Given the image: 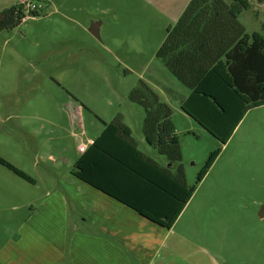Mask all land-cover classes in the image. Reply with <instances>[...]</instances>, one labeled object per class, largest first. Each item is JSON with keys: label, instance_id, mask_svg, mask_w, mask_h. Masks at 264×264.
<instances>
[{"label": "rangeland", "instance_id": "1", "mask_svg": "<svg viewBox=\"0 0 264 264\" xmlns=\"http://www.w3.org/2000/svg\"><path fill=\"white\" fill-rule=\"evenodd\" d=\"M23 1L0 0V11ZM52 1L40 0L43 8L40 17H28L19 26L2 31L0 35V44L8 40L0 52V157L32 179H49L48 184L33 187L0 165V264H3L5 241L31 209L29 201L40 197L44 187H50L54 178L71 169L60 163L35 160L34 138L20 129L37 130L41 124L45 129L65 125L71 113L68 91L86 107L83 110L85 132H95L100 126L95 114L109 119L117 110L128 114L127 121L135 138L140 139L145 113L128 99L139 81L146 83L173 111L175 133L181 140L184 157L182 167L189 185H195L199 169L209 153L213 149L220 150L214 170L193 196L176 225V231L198 246L202 264H264V217H261L264 213V106L249 110L228 142L222 145L217 141L213 143L215 141L210 139V135L197 129L196 123L181 111L180 100L168 94L166 88L181 95L187 94L188 90L177 83L179 92L176 87L165 85L163 77L156 79L158 72L152 65H113L107 69L97 58L86 55L83 57L92 58L89 64L86 63L82 69L78 67L71 78L64 80L58 76L61 72L52 70L49 55L54 37L51 34V9L47 2ZM249 2L252 7L241 14L240 22L247 33L264 35V6L259 0ZM67 33L64 32V37ZM36 36L41 37L40 46L45 53L37 73L28 64L37 58ZM162 70L170 76L164 67ZM55 81H60L62 86ZM157 81L162 82L158 86L161 92L156 88ZM11 91L14 104L7 105L6 96ZM27 97L29 103L35 99L39 112L49 123L23 117L9 118V115L22 114L27 110ZM108 101H111V106ZM192 129L200 138L192 134L187 136ZM141 149L147 153L151 151L145 145H141ZM156 156L162 165H167L164 157Z\"/></svg>", "mask_w": 264, "mask_h": 264}, {"label": "crops", "instance_id": "2", "mask_svg": "<svg viewBox=\"0 0 264 264\" xmlns=\"http://www.w3.org/2000/svg\"><path fill=\"white\" fill-rule=\"evenodd\" d=\"M190 1L53 0L47 2L48 8L51 9V34L54 37L49 51L52 70L61 72L58 76L68 80L73 76L74 70L78 67L82 69L86 63L89 64L92 58H84L83 56L86 55L97 58L107 69L112 68L113 65L126 67L152 65L158 72L156 79L158 76L163 77L165 85L174 86L177 91L181 92L177 86V83H180L156 57V54L166 38L167 29L177 23ZM259 1L264 6V2ZM228 2L227 4H230L231 0ZM249 3L251 8L252 4ZM241 14L238 21L243 26L240 22ZM65 31H68L67 37H64ZM245 33L248 35L256 33L264 39V35L258 32L249 34L245 29ZM39 39L41 37L36 36L37 58L28 62L36 73L45 54ZM7 42L8 40H5L0 44V52H3ZM163 67L170 73V76L162 72ZM55 82L60 84V81ZM157 82L156 88L159 89L158 86L162 82ZM39 86L37 85L38 88ZM11 87H14V84ZM187 90V94L181 95V93L166 88L168 94L180 100V108L190 95V90ZM67 94L70 99L68 102L71 113L68 114L65 125L56 128L51 123L53 126L50 129H45L42 124L37 130L20 129L22 133L34 138L35 160H48L53 164L60 163L71 169H68L63 176L54 178L50 187H44L40 192V197L29 201L32 204L31 209L24 215L13 235L4 243L3 264H202V261H199L201 253H198V246L178 233L176 225L190 205L195 193L208 181L218 157L196 186L193 195L172 227L170 229L162 227L72 174L75 163L86 152H80L77 149L76 139H80L88 149L102 134L105 124L111 123L120 115L122 123L130 129L131 140L146 158L179 177L177 169L172 167L164 156L162 157L165 158L167 165H162L161 159L156 156L157 151L146 142L143 133L142 138L141 136L140 139L135 138L134 131L127 121L128 114L125 115L122 111L115 110L111 116L109 115V119L95 114L94 118L100 126L95 129V132L87 130L85 132L83 110L86 107L70 92L67 91ZM14 100L11 91L6 96L7 105H13ZM25 102L29 104L27 110L22 114L9 115V118L23 117L49 123L39 112L34 98L29 103L27 97ZM108 105L111 106V101H108ZM26 106L22 108L25 109ZM184 114L189 117L186 113ZM189 119L196 123L201 133L210 135L194 119L191 117ZM172 120L175 126L174 114ZM175 134L178 137V134ZM191 134L200 138L193 129L187 133V136ZM178 139L180 148H182L181 140L179 137ZM210 139L215 141L213 143L219 142L214 137ZM48 145L50 147H47ZM141 145H145L151 151L149 153L143 151ZM213 151L216 150L213 149ZM181 154L183 162L182 149ZM182 173L184 183L187 186H193L187 181L184 167ZM31 180L32 183L24 181L38 188V184L49 183L48 178L41 180L31 178Z\"/></svg>", "mask_w": 264, "mask_h": 264}, {"label": "trees", "instance_id": "3", "mask_svg": "<svg viewBox=\"0 0 264 264\" xmlns=\"http://www.w3.org/2000/svg\"><path fill=\"white\" fill-rule=\"evenodd\" d=\"M42 9L30 12V17H40ZM248 9L249 0H231L230 4L191 0L177 23L167 29L156 54L190 90L181 110L222 145L249 110L264 106V39L256 33L246 34L238 21ZM26 17L20 4L4 8L0 11V33L19 26ZM128 99L144 110L142 133L146 142L177 169L179 177L137 149L120 115L105 124L102 134L75 163L72 174L170 229L220 150L210 153L195 185L187 186L172 109L143 81ZM0 165L32 183L29 176L1 157Z\"/></svg>", "mask_w": 264, "mask_h": 264}, {"label": "built area", "instance_id": "4", "mask_svg": "<svg viewBox=\"0 0 264 264\" xmlns=\"http://www.w3.org/2000/svg\"><path fill=\"white\" fill-rule=\"evenodd\" d=\"M20 5L22 7V10L27 16L26 18L30 17L29 15L30 12L40 11L42 9V6L40 5V3L35 2L33 0H25L21 2ZM76 142H77V149L80 152H85L87 149V145L84 144L80 139H76Z\"/></svg>", "mask_w": 264, "mask_h": 264}, {"label": "water", "instance_id": "5", "mask_svg": "<svg viewBox=\"0 0 264 264\" xmlns=\"http://www.w3.org/2000/svg\"><path fill=\"white\" fill-rule=\"evenodd\" d=\"M261 217H264V213L261 214Z\"/></svg>", "mask_w": 264, "mask_h": 264}]
</instances>
